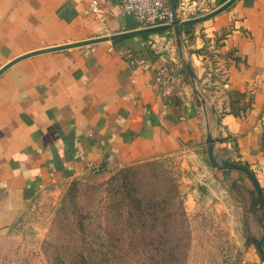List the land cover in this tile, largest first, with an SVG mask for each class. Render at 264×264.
Returning <instances> with one entry per match:
<instances>
[{"label": "crops", "instance_id": "crops-1", "mask_svg": "<svg viewBox=\"0 0 264 264\" xmlns=\"http://www.w3.org/2000/svg\"><path fill=\"white\" fill-rule=\"evenodd\" d=\"M87 1L0 0V231L52 182L209 152V139L217 160L256 163L264 176V0L147 33L121 0H99L104 19ZM228 1L177 0V15ZM153 48L149 67L125 55ZM169 60L180 82L164 96L157 77Z\"/></svg>", "mask_w": 264, "mask_h": 264}, {"label": "rangeland", "instance_id": "rangeland-1", "mask_svg": "<svg viewBox=\"0 0 264 264\" xmlns=\"http://www.w3.org/2000/svg\"><path fill=\"white\" fill-rule=\"evenodd\" d=\"M183 7L180 21L206 12ZM200 150L187 147L50 183L0 231V264H264L259 166L214 164ZM227 163L249 169L261 195L246 172ZM123 178L130 180L132 196L157 206L146 227L130 218L125 190L122 196L115 190Z\"/></svg>", "mask_w": 264, "mask_h": 264}, {"label": "built area", "instance_id": "built-area-1", "mask_svg": "<svg viewBox=\"0 0 264 264\" xmlns=\"http://www.w3.org/2000/svg\"><path fill=\"white\" fill-rule=\"evenodd\" d=\"M124 11L133 15L143 27H153L167 24L172 20L171 2L170 0H121ZM87 6L90 11L94 12L104 19V10L99 0H88ZM148 53V54H145ZM145 53L127 52L125 55L132 63L139 62L144 67L150 66L152 57L158 54V50L153 48ZM174 63L169 60L158 71L157 84L159 90L164 96L177 94L178 84L180 82V74L174 68ZM93 170H99L94 168Z\"/></svg>", "mask_w": 264, "mask_h": 264}, {"label": "trees", "instance_id": "trees-1", "mask_svg": "<svg viewBox=\"0 0 264 264\" xmlns=\"http://www.w3.org/2000/svg\"><path fill=\"white\" fill-rule=\"evenodd\" d=\"M121 182L122 184L119 185L115 190L117 191V193H119L118 195L120 196H122L123 190H125V197L123 198H125L128 202V204L125 203V205L130 209V218H132L133 223H135L139 227L148 226L149 216L155 217V213H153V208L157 206L154 205V201L151 198L142 199L139 197L132 196L133 190L131 188L132 184L130 180L123 178ZM120 201L122 202L123 199H121ZM180 241L181 239L177 240L176 245L179 244Z\"/></svg>", "mask_w": 264, "mask_h": 264}, {"label": "water", "instance_id": "water-1", "mask_svg": "<svg viewBox=\"0 0 264 264\" xmlns=\"http://www.w3.org/2000/svg\"><path fill=\"white\" fill-rule=\"evenodd\" d=\"M235 1L236 0H229L222 7H220L216 11H214V12H212V13L204 16V17H200V18H196V19H190V20H185V21H180L178 19V15H177V0H170V2H171V12H172V22L171 23H167V24H163V25H159V26L145 28V29L140 30V31L143 32V33H147V32H154V31H158V30L169 29V28H172V27H174L178 31H181V28H180L181 25L194 24V23L209 19V18L221 13L222 11L226 10L227 8H229ZM91 42H93V41H91ZM81 44H84V43H81ZM8 66H10V65H8ZM208 142H209V155H210V158H211L212 162L214 164H216V158H215V155H214V148H213L214 147L213 146V141H212V139H209ZM227 164L231 165L232 167H234L236 169H239V170H242V171L246 172L254 180V183H255V185H256V187L258 189V192L260 194L259 185H258L254 175L252 174V172L249 169H247V168H245L243 166H240V165L233 164V163H227Z\"/></svg>", "mask_w": 264, "mask_h": 264}]
</instances>
